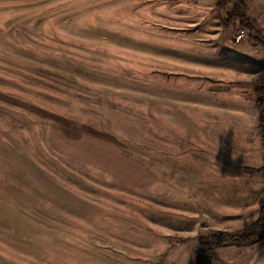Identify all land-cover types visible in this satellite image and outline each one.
Instances as JSON below:
<instances>
[{"label": "rangeland", "instance_id": "obj_1", "mask_svg": "<svg viewBox=\"0 0 264 264\" xmlns=\"http://www.w3.org/2000/svg\"><path fill=\"white\" fill-rule=\"evenodd\" d=\"M239 29L214 0H0V264H195L255 220L264 47Z\"/></svg>", "mask_w": 264, "mask_h": 264}, {"label": "trees", "instance_id": "obj_2", "mask_svg": "<svg viewBox=\"0 0 264 264\" xmlns=\"http://www.w3.org/2000/svg\"><path fill=\"white\" fill-rule=\"evenodd\" d=\"M218 17L225 31L244 29L249 41L264 47V35H261L256 25L246 13V0H214ZM253 94L258 101V127L264 132V74L260 75L254 85ZM262 163L257 168L245 167L250 173L261 174L264 177V135H262ZM264 239V202L259 203V213L255 220L238 231L211 230L201 235L194 251L195 264H213L217 252L223 246H250Z\"/></svg>", "mask_w": 264, "mask_h": 264}, {"label": "built area", "instance_id": "obj_3", "mask_svg": "<svg viewBox=\"0 0 264 264\" xmlns=\"http://www.w3.org/2000/svg\"><path fill=\"white\" fill-rule=\"evenodd\" d=\"M246 35L245 31L243 29H239L235 35L236 40H240L242 37Z\"/></svg>", "mask_w": 264, "mask_h": 264}]
</instances>
